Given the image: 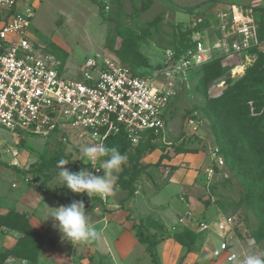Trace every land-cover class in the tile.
<instances>
[{
    "label": "rangeland",
    "instance_id": "1",
    "mask_svg": "<svg viewBox=\"0 0 264 264\" xmlns=\"http://www.w3.org/2000/svg\"><path fill=\"white\" fill-rule=\"evenodd\" d=\"M19 3L35 5L31 37L43 46V51L61 62L66 77L75 76L87 56L93 53L117 59L136 73H155L167 51L177 47L182 33L198 18L202 19L198 30L212 51V62L217 63L209 69L204 65L186 74L183 81L171 85L174 96L166 111L165 131L151 142L152 147L148 146L146 137L138 146L126 151L127 162L121 171L124 167L132 171L133 165L139 171L131 185L134 194L129 195L118 185L113 195L104 198L105 203L93 202L87 196L79 199L84 201L88 216L93 209L99 212L106 204L107 213L117 212L129 224L138 221L135 224L141 238H149V217L155 212L162 219L155 227L154 238L174 237L191 250L208 236L174 224L180 212L172 213L168 206L170 201L179 204L178 198L183 196L189 208L203 219L236 216L237 223H241L237 227L241 248L247 254L264 253V238L258 232L257 219L243 204L237 205L240 186L229 165L225 163L221 169H216L209 183L204 175V168L211 163L209 152L215 146L219 148L217 136L226 129L224 120L208 111L209 99L218 97L228 86L252 72L263 76L264 81V50L250 56L248 53L249 57L245 58L226 55L214 48L218 38V13L234 5L257 13L263 19L264 0H19ZM261 29L264 32V25ZM246 83L250 81L247 79ZM253 104V101L248 102L252 119L243 123L264 128V116L262 120L257 118L264 111V104L258 112ZM85 145L93 144L80 129L58 130L42 138L25 131L14 134L0 126V207L3 211L10 209L13 199L18 198L29 207L35 204L36 216L43 219L42 212H49L48 207L74 200L73 193L62 187L57 164L64 159L69 163L64 167L74 172L85 168L82 152ZM10 149L19 153L16 165L12 163ZM43 161L49 166H42ZM26 175L29 180L24 182ZM128 177L126 174L125 179ZM174 177L181 185L177 194L170 200L157 196L162 190L165 192L162 196H169L174 188L169 181ZM167 187L170 190L167 191ZM11 223V227L0 223V258L5 256L0 264H105L103 257L89 258L85 263L80 261L86 257L84 253L89 252L86 244L81 243L76 245L77 262L73 263L68 255L69 247L51 251L44 247L52 241L45 234H40L41 238L34 237L28 233L30 230ZM206 247L211 255L210 242ZM60 255H68V258ZM228 263L236 264V261Z\"/></svg>",
    "mask_w": 264,
    "mask_h": 264
},
{
    "label": "built area",
    "instance_id": "2",
    "mask_svg": "<svg viewBox=\"0 0 264 264\" xmlns=\"http://www.w3.org/2000/svg\"><path fill=\"white\" fill-rule=\"evenodd\" d=\"M34 13V4L21 6L19 0H0V126L14 134L25 131L47 138L58 130L80 129L93 145H105L110 130L112 134L122 130L135 147L150 131H165L166 111L174 96L171 85L183 81L213 56L200 31L194 30L185 48L167 51L155 73H136L117 59L93 53L75 76L66 77L61 62L31 37ZM201 22L198 18L192 27ZM217 22L218 38L213 46L223 54L248 58L253 54L250 49L264 50L257 13L230 5L219 11ZM10 154L16 165L18 151L10 149ZM209 158L211 163L204 168L208 183L216 169L225 165L217 146ZM102 160L106 159L93 163L85 157L84 166L102 175ZM28 180L29 176H24L23 181ZM181 201L185 202L184 197ZM177 222L213 237L216 245L211 256L215 259L241 264L247 254L241 248L237 231L241 223L236 216L207 220L187 208Z\"/></svg>",
    "mask_w": 264,
    "mask_h": 264
},
{
    "label": "trees",
    "instance_id": "3",
    "mask_svg": "<svg viewBox=\"0 0 264 264\" xmlns=\"http://www.w3.org/2000/svg\"><path fill=\"white\" fill-rule=\"evenodd\" d=\"M263 25L264 17L263 19L260 17L259 38L264 41V32L263 29H261ZM201 26L202 24H197L194 27H188L182 33L178 45L174 49L179 52L185 48L189 39L188 35L192 31L200 29ZM257 50L263 49L252 48L250 52L254 53ZM212 60L213 59L201 65L199 68L205 65V67L209 69V67L217 63H213ZM213 76H210V78H213ZM247 79L250 83H246ZM247 87L251 90L253 88L254 91L247 92ZM249 101L254 102L253 105L256 112H258L264 104L263 76L254 75V72L234 82L232 86H228L218 97L209 99L207 109L212 112L214 117H220L224 120L223 125L226 129H224L222 135L217 136V143L220 152L224 156L225 163L228 164L230 169L234 172V177L237 179L238 185L240 186L239 202L237 205L243 204L245 208L252 211L259 225L258 232L260 237L264 238V128L252 126L250 124L244 125L243 121L252 119L249 117ZM263 116L264 111L257 118L262 120ZM262 126L264 127V125ZM159 136L160 134L150 131L146 136L148 146L152 147L153 144L151 142ZM105 145L108 147L116 146L122 154L126 155L128 148L132 147L128 143L122 130L115 134H109L105 139ZM102 158L107 159V157ZM47 164L49 163L43 161L42 166L45 165V167H48L49 165ZM132 168L131 171L129 168L124 167L118 174L117 181L119 187L126 189L129 195L134 194V189L131 185L139 173L135 165H133ZM126 174H129L128 179H125ZM80 196L86 197L83 193H73L72 199L80 200ZM91 199H93V202L98 200L102 202L101 199L95 196L91 197ZM11 222L17 223V225L22 228H26V231L30 230L28 233L34 235V237H42L39 232L28 225V220L25 215L10 210L5 215L0 216V223L4 226L11 227ZM239 236H241L240 233ZM147 248L150 253H152L151 244H149ZM4 258L5 256L0 258V263H3Z\"/></svg>",
    "mask_w": 264,
    "mask_h": 264
},
{
    "label": "crops",
    "instance_id": "4",
    "mask_svg": "<svg viewBox=\"0 0 264 264\" xmlns=\"http://www.w3.org/2000/svg\"><path fill=\"white\" fill-rule=\"evenodd\" d=\"M169 185L174 186L169 196H162V194L165 193H163V190L157 193V196H160V198L164 200H170L173 194H177L181 187L179 179L175 177L170 178ZM173 189L175 190L173 191ZM168 190H170V187H167V191ZM181 197L183 196L178 198L179 204H174L170 201V207L168 206L169 211L172 213L175 212V210L180 212L178 216L176 215L177 217L174 222L176 226L181 225L178 224L177 219L189 208L186 200L185 202L181 201ZM13 200L10 209L7 208L3 211L4 208L0 207V216L5 215L11 209L21 214L24 213L25 217L29 219L28 225H31V228L36 229L41 235L45 234L46 238L50 239V241L52 240L44 247H48V249L54 252L69 247L70 250L68 251V255H70L69 258L74 263L76 259L74 251L75 248H77V243L73 244L63 239L61 233L53 227L51 218L45 220L49 213L48 210H45V214L42 212V219V217L36 216L38 207L35 206V204L29 207V205L23 204L22 200L20 201L18 198ZM151 201H154V199ZM96 202L101 204L100 200ZM104 205L102 210L100 209L99 212H96L93 209L89 215L90 223L95 229V235L91 236L87 241L78 242L82 245L86 244L89 249V252L86 251V253H84L86 257L80 260L84 263L89 260V258L94 260L95 258L103 257L105 264H230L228 263L229 261L215 259L209 254V250L206 247L208 242H210L212 248L216 245V240L210 236L206 237L207 239H204L203 243L198 241L193 245L194 247L191 250H187V247L174 237H166L164 240H161L159 236L154 238V232H156L155 227L162 219H159L158 215L154 212L153 216L149 217L150 219L148 222V230H150L149 238L146 236L141 238L140 231L137 230L138 226L135 224L139 223L138 221L129 224V222L126 221L124 217H120L117 212L107 213L109 210H105L106 204ZM59 206L60 204H57L56 207ZM169 211L167 212L169 213ZM176 226L173 225V228H176ZM181 227L189 229L186 226L181 225ZM154 241H156V243H154ZM149 244H151L152 253H150L147 248ZM68 255H60V257H65L67 259ZM236 264H238L237 261Z\"/></svg>",
    "mask_w": 264,
    "mask_h": 264
},
{
    "label": "clouds",
    "instance_id": "5",
    "mask_svg": "<svg viewBox=\"0 0 264 264\" xmlns=\"http://www.w3.org/2000/svg\"><path fill=\"white\" fill-rule=\"evenodd\" d=\"M83 155L93 163L102 157H107L101 161L103 169L102 175L97 171H90L82 168L80 171H72L64 167L69 164L67 160L58 161L59 177L62 187L75 194H86L88 198L99 196L107 198L115 193L118 188V173L127 162V155L122 154L118 147H108L103 143L99 145H85L82 148ZM48 207V206H47ZM46 219L51 218L53 227L56 228L63 239L70 243L87 241L95 235V229L90 223L88 211L83 200H72L69 204L50 208ZM241 264H264V253L246 254Z\"/></svg>",
    "mask_w": 264,
    "mask_h": 264
},
{
    "label": "water",
    "instance_id": "6",
    "mask_svg": "<svg viewBox=\"0 0 264 264\" xmlns=\"http://www.w3.org/2000/svg\"><path fill=\"white\" fill-rule=\"evenodd\" d=\"M110 133L112 134L113 133V130H110Z\"/></svg>",
    "mask_w": 264,
    "mask_h": 264
}]
</instances>
